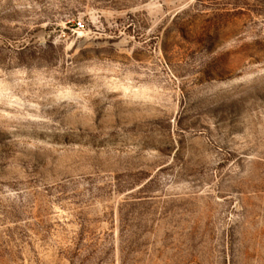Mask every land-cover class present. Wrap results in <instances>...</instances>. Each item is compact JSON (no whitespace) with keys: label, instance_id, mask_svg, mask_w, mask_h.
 <instances>
[{"label":"rangeland","instance_id":"obj_1","mask_svg":"<svg viewBox=\"0 0 264 264\" xmlns=\"http://www.w3.org/2000/svg\"><path fill=\"white\" fill-rule=\"evenodd\" d=\"M0 264H264V0H0Z\"/></svg>","mask_w":264,"mask_h":264}]
</instances>
